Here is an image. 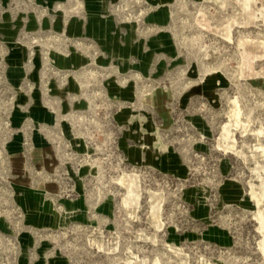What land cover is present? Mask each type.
I'll return each instance as SVG.
<instances>
[{"label":"rangeland","instance_id":"obj_1","mask_svg":"<svg viewBox=\"0 0 264 264\" xmlns=\"http://www.w3.org/2000/svg\"><path fill=\"white\" fill-rule=\"evenodd\" d=\"M0 264H264V0H0Z\"/></svg>","mask_w":264,"mask_h":264}]
</instances>
